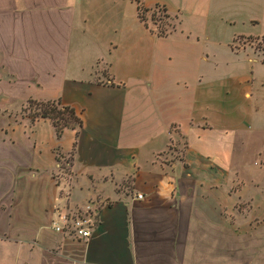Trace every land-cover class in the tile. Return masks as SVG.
I'll return each mask as SVG.
<instances>
[{
  "label": "crops",
  "instance_id": "obj_1",
  "mask_svg": "<svg viewBox=\"0 0 264 264\" xmlns=\"http://www.w3.org/2000/svg\"><path fill=\"white\" fill-rule=\"evenodd\" d=\"M139 1L164 36L136 0H0V264H251L237 166L248 141L264 164V48L236 40L264 37V0ZM56 99L77 134L24 112ZM87 204L88 240L54 231Z\"/></svg>",
  "mask_w": 264,
  "mask_h": 264
},
{
  "label": "rangeland",
  "instance_id": "obj_2",
  "mask_svg": "<svg viewBox=\"0 0 264 264\" xmlns=\"http://www.w3.org/2000/svg\"><path fill=\"white\" fill-rule=\"evenodd\" d=\"M143 17L157 30H169L171 23L162 10L158 8L147 10L143 12ZM236 43H247L254 48L262 49L264 48V37L262 39L241 38L237 39ZM211 48L212 51L209 52L208 64L203 63L199 55H195L197 71H201L206 66L213 69L215 68V64L220 66L224 59L226 60L227 56L223 50H218V47L213 46ZM202 63L204 65H199ZM23 109L26 114H29L32 113V109L34 108L28 107L26 103ZM261 161L262 160L252 150L251 142L248 141L247 144L243 146L241 161L237 167L242 180L241 187L243 194L248 195L251 199V210H249L248 214L243 218V227L240 231L243 239L242 253L245 258L250 259L251 264H264V164ZM255 162H257V164ZM258 181L263 183V195L253 188V183Z\"/></svg>",
  "mask_w": 264,
  "mask_h": 264
},
{
  "label": "trees",
  "instance_id": "obj_3",
  "mask_svg": "<svg viewBox=\"0 0 264 264\" xmlns=\"http://www.w3.org/2000/svg\"><path fill=\"white\" fill-rule=\"evenodd\" d=\"M136 3L138 18L141 22H144L145 18L143 17V12L150 9L145 8L139 0H136ZM157 33L159 36H164L166 30L159 29L157 30ZM27 104L28 107L34 108L32 109V113H29L31 120H34L35 118L50 120L58 136H60L65 128L76 129L77 134L82 126V121L75 109L63 104L60 99L48 101L28 100Z\"/></svg>",
  "mask_w": 264,
  "mask_h": 264
},
{
  "label": "built area",
  "instance_id": "obj_4",
  "mask_svg": "<svg viewBox=\"0 0 264 264\" xmlns=\"http://www.w3.org/2000/svg\"><path fill=\"white\" fill-rule=\"evenodd\" d=\"M137 198H142V195H137ZM96 216V207L87 204L74 212L61 214L58 222L53 224V229L75 240H88L95 228Z\"/></svg>",
  "mask_w": 264,
  "mask_h": 264
}]
</instances>
